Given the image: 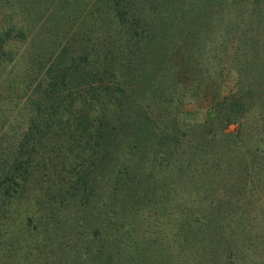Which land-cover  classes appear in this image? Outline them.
Here are the masks:
<instances>
[{
	"label": "trees",
	"instance_id": "obj_1",
	"mask_svg": "<svg viewBox=\"0 0 264 264\" xmlns=\"http://www.w3.org/2000/svg\"><path fill=\"white\" fill-rule=\"evenodd\" d=\"M207 1L192 2L196 28L181 38L187 68L230 47L241 78L191 123L175 109L178 81L163 69L175 0H0V102L10 93L19 118L0 136V232L16 203L34 206L22 236L56 227L65 208L95 210L85 246L94 264H151L167 249L176 264H255L247 249L264 251L255 234L264 205L252 227L239 220L264 192V3L217 17L221 38L204 53L214 33ZM236 121L240 131L225 134ZM174 209L181 245L160 237L159 219ZM148 223L159 228L153 237ZM258 227L256 242L236 239ZM126 247L132 253L119 256Z\"/></svg>",
	"mask_w": 264,
	"mask_h": 264
},
{
	"label": "rangeland",
	"instance_id": "obj_2",
	"mask_svg": "<svg viewBox=\"0 0 264 264\" xmlns=\"http://www.w3.org/2000/svg\"><path fill=\"white\" fill-rule=\"evenodd\" d=\"M181 1H186L183 5H180ZM195 0H175L174 9L172 11H167L170 8H167L166 12L169 15L171 23L170 27L174 30V44L171 49H164L168 51L166 64L163 65V69L173 72V77L169 81L176 79L178 81V93L175 100V109L179 110L180 113L184 116L185 121L191 123L202 122L206 119L207 114L210 111L212 106V99L214 96H221L229 92L237 91V80H239L240 75L238 73L237 62L234 59L233 55H230V52H233V49L230 47L225 50L227 56L224 58L221 54L214 55L207 50L211 48L210 45L213 42L216 43V39H220V34L222 33L221 28L217 27L222 14V17H234L235 15H240V10H243L242 13H246V3L251 0H208L206 5V18L210 23H205L206 25H211L214 29V33L202 41L204 46V53L209 52V57L203 59L202 66L187 68L188 59L187 52L183 47L182 37L187 33L188 29L196 25L197 20L194 18L195 14L193 11L192 2ZM259 3H264V0H259ZM227 4V5H225ZM191 9V10H190ZM186 17L182 20V17ZM239 18V17H238ZM182 20V21H181ZM217 27V28H216ZM196 28V26H195ZM195 31V30H194ZM212 41V42H211ZM196 48L201 47V44L197 46V41H192ZM162 44V43H161ZM218 45V44H217ZM229 46H235L234 43H228ZM158 45L156 48H159ZM217 49V48H216ZM224 52V51H223ZM211 53V54H210ZM171 55V56H170ZM170 57V58H169ZM220 58H223L220 60ZM207 63L210 65L209 70L205 68ZM192 64V62H191ZM170 65H172L170 67ZM196 66V65H195ZM260 73V72H259ZM175 76V77H174ZM7 95L5 100L6 104H1L0 102V117L2 116L3 126H0V136L8 131L9 135L11 134V128L18 123L19 118L16 115V110L14 111V104L16 101L10 97V93H3ZM23 102V100L21 101ZM13 111L11 112V110ZM185 113V114H184ZM188 113V114H186ZM23 114V113H22ZM21 127H24V124L20 122ZM241 123L238 121L231 122L224 129V133L234 137L237 132L240 131ZM258 199V205H250L247 209L248 214H245L244 218L239 220V223L243 220L244 227H252L251 218L254 217V212L260 213L262 205H264V192ZM17 212L15 215L11 216L5 222V228L0 232V264H94L92 262L90 252L86 253V244L88 243V238L91 236L94 231V214L90 212L86 217L85 211H79L73 208L63 209L62 216L59 218L60 222L56 227H46L45 229H38V232H33L32 234L25 236L21 235L20 228L24 225L22 219H24L25 214L31 212V208L34 209V206L31 203L21 202L14 205ZM91 208V206H90ZM177 213V214H176ZM179 216V210L174 209V213L168 218H161L159 221L163 222L161 225L163 230L160 234V237L164 240L169 241L174 245H181L182 236L178 237L175 234L174 219ZM193 215H188L187 219L191 222L194 221L192 218ZM151 221V219H150ZM261 221L264 219L261 218ZM154 222V219H153ZM264 224V223H263ZM262 226V224H261ZM32 227V225H30ZM232 228V227H231ZM231 228H228L227 232L231 236ZM157 225H150L146 228L145 236H155V231H158ZM166 229V230H165ZM258 228L254 231L237 233L236 239L241 240V242L248 243L246 240L249 236L251 239H254L256 242L255 234L263 235L262 240H264V226L262 229L255 233ZM178 227L176 228V232ZM193 231V230H192ZM255 233V234H254ZM252 234V235H251ZM179 235V234H178ZM202 234L198 235L201 236ZM239 235V236H238ZM141 238V235H140ZM241 248V247H240ZM248 250V255L253 261V256L255 257V264L258 263L261 259H264V251L260 253L255 249ZM172 250L167 252L161 251L158 254H155V257L151 259V264H176V252L171 255L170 261H167L165 258L170 256ZM195 252V251H190ZM86 253V254H85ZM132 251L130 248L126 247L119 256L129 255ZM175 255V257H174ZM187 254L185 253V256ZM191 255V254H190ZM221 258H225L219 253ZM197 258L193 254L191 261H195ZM119 264H131L128 258H119ZM135 264H141V261Z\"/></svg>",
	"mask_w": 264,
	"mask_h": 264
}]
</instances>
